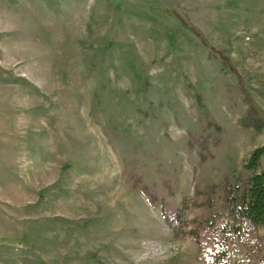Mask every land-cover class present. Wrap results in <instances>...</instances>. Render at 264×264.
Segmentation results:
<instances>
[{
    "label": "rangeland",
    "instance_id": "1",
    "mask_svg": "<svg viewBox=\"0 0 264 264\" xmlns=\"http://www.w3.org/2000/svg\"><path fill=\"white\" fill-rule=\"evenodd\" d=\"M170 10L264 90V0H0V264H209L123 161L161 155L191 220L195 188L239 175L264 133L240 125L238 76ZM207 134L202 162L191 139ZM146 175L162 194L155 164Z\"/></svg>",
    "mask_w": 264,
    "mask_h": 264
},
{
    "label": "trees",
    "instance_id": "2",
    "mask_svg": "<svg viewBox=\"0 0 264 264\" xmlns=\"http://www.w3.org/2000/svg\"><path fill=\"white\" fill-rule=\"evenodd\" d=\"M202 42L210 48L211 54L221 56L238 76L239 85L247 93L248 108L240 117L244 128H253L256 133H264V110L248 96V90H255L264 96V90L245 85L243 77L233 65L225 50L213 47L201 29L190 23L179 12L170 10ZM214 136L207 134L192 137L191 144L197 148L202 162L212 154ZM264 144L252 150L240 165L239 175L226 174L217 182L197 186L192 205L206 210L204 215L191 220L185 219L187 208L178 207L172 211L169 200L176 198L179 179L169 173L162 163V156L150 148L131 146L123 161V171L132 191L143 194L152 207H161L168 222L188 226V235L194 238L200 254L209 264H264ZM155 164L162 175L161 187L150 180L146 171Z\"/></svg>",
    "mask_w": 264,
    "mask_h": 264
}]
</instances>
